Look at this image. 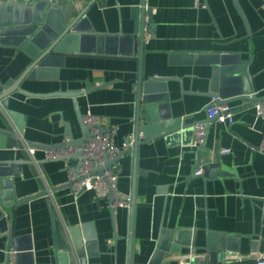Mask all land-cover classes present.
Returning <instances> with one entry per match:
<instances>
[{
    "label": "crops",
    "instance_id": "obj_1",
    "mask_svg": "<svg viewBox=\"0 0 264 264\" xmlns=\"http://www.w3.org/2000/svg\"><path fill=\"white\" fill-rule=\"evenodd\" d=\"M69 1L86 11L98 33L144 32L143 81L168 80L159 94L166 93L169 101L156 104L158 117L170 114L183 124L206 121L209 126L202 144L195 131H182L174 142L161 136L141 143L137 152L125 151L117 165L118 190L120 196L133 195L135 205L113 210L108 199L98 200L93 191L74 194L69 159H47L45 148L27 144L63 148L70 136L82 138L73 98L12 94L9 109L22 114L18 120L25 127L20 133L0 109V126L18 136L17 147L0 149V160L24 163L11 189L20 203L3 208L0 216H9L8 228L32 249L29 255L16 251L8 237H0V264L10 258L11 264H62L56 225L70 247L78 229L74 233L83 240L84 264H257L264 254V118L256 103L245 99L231 102L232 123L212 121L205 108L218 100L206 94L216 57H235L244 64L252 76L251 94L264 97V0ZM31 62L19 48L0 47V82L16 80ZM139 74L138 53L72 52L56 77L26 78L20 88L45 95L84 92L78 97L81 114L92 113L103 130L115 125V142L122 146L136 133ZM149 119L142 111L141 126ZM28 147L35 149L33 156ZM223 148L231 152L222 154ZM210 162L221 164L214 175L195 174L197 163ZM209 230L231 234L236 242L208 248L210 236L219 238ZM167 239L169 250L157 256ZM16 253L22 255L19 262ZM67 264L82 262L75 256Z\"/></svg>",
    "mask_w": 264,
    "mask_h": 264
},
{
    "label": "water",
    "instance_id": "obj_2",
    "mask_svg": "<svg viewBox=\"0 0 264 264\" xmlns=\"http://www.w3.org/2000/svg\"><path fill=\"white\" fill-rule=\"evenodd\" d=\"M0 0V47L12 46L21 49L32 60L26 70L16 80H11L7 84L0 82V109L5 117L12 118L20 133H23L25 124L19 121L22 114L9 109L10 97L18 92L30 97H48V96H67L74 100L77 114L80 118L83 136L80 139H73L69 143L62 144L70 146H84L88 140L89 127L83 123V114L79 109L78 97L84 92H53L34 93L20 88L22 82L28 79L44 80L56 77L58 68L63 65L65 56L69 53L91 51L98 54H110L121 56H134L138 53L140 61V74L137 83V127L136 133L145 132V139L138 140L133 149L135 152L138 146L146 141H150L156 137H166L168 141L174 142L178 140L182 134L194 133L192 124H183L182 120L174 121L172 116L156 115L157 103L168 102L169 97L165 91L166 78H155L148 82L143 81L141 64L144 53L145 34L143 31L138 33L135 30L133 34H108L98 33L85 15V10H78L77 6L69 0ZM144 12V8L142 9ZM214 67V75L211 81L210 91L207 95L217 98L219 104L231 103L237 99H248L253 92L250 82L252 76L248 68L244 64L237 62L235 57H216L211 60ZM244 84V87L241 86ZM249 84V85H248ZM261 98H256L258 101ZM146 111L149 115V123L141 126V113ZM159 127V128H158ZM155 128L157 132H151ZM101 131H104L101 128ZM18 136L13 130L0 126V149H13L18 146ZM30 147H43L45 149L59 148L58 146H47L36 142H28ZM78 161H81V154L76 155ZM121 156L114 160H107L104 168H97V173H102L105 168H111L120 160ZM69 159V158H66ZM23 160L7 159L0 160V212L3 208H10L16 200L13 189V177L20 175L19 171ZM221 166L218 162H210L204 166L196 164V169L200 168L205 171L206 175L210 171L211 175ZM196 170V171H197ZM45 194V192H43ZM32 197L26 198L25 201ZM132 209L135 205L134 196L132 195ZM16 200V202H15ZM8 217L0 216V237H8L9 247H14L16 251H28L31 254V246H22L20 238L14 236V229L8 228ZM57 235L60 241L61 254L59 255L62 264H67L70 257H77L82 264L85 262V254L83 250V240L81 236H76L78 229H74L73 245L66 244L62 239L59 227L56 225ZM209 233L219 234V238L215 241L214 234L209 238V247H226L231 242H236L231 234L226 232ZM130 237L129 239H131ZM169 239L165 240L157 250V256H161L164 251L169 250ZM93 243H87L91 246ZM16 261L22 258L21 253L15 254ZM11 259V258H10ZM7 264H11V260Z\"/></svg>",
    "mask_w": 264,
    "mask_h": 264
},
{
    "label": "built area",
    "instance_id": "obj_3",
    "mask_svg": "<svg viewBox=\"0 0 264 264\" xmlns=\"http://www.w3.org/2000/svg\"><path fill=\"white\" fill-rule=\"evenodd\" d=\"M256 94H250L247 102L256 103L258 116L264 118V97L256 101ZM205 111L208 117L215 122L234 121V108L231 103L219 104L217 100L209 103ZM83 123L89 127L88 140L84 146H70L58 149H46V158L57 160L69 158L68 166L69 185L72 187L74 194H82L85 191H93L98 200L108 199L111 202L113 210L119 208H130L132 206V195H119L118 190V171L115 163L111 168H105L102 173H97V168H104L107 160H114L122 156L125 151L133 149L138 140L145 139L143 131L133 133L122 146H118L115 142V135L118 128L113 125L108 130L101 131V124L96 116L87 112L82 117ZM209 122L196 121L192 123V127L196 133L197 142L202 144L205 140L206 130ZM71 141L67 138L66 143ZM260 150L264 152V137L260 146ZM29 153L33 156L35 149L28 147ZM230 149L223 148L222 154H229ZM81 154V161H78L76 155ZM73 161V162H72ZM196 175H202L203 169L200 168L195 172ZM47 196L52 197V190L47 191ZM264 247V240H263ZM257 264H264V254L257 259Z\"/></svg>",
    "mask_w": 264,
    "mask_h": 264
}]
</instances>
